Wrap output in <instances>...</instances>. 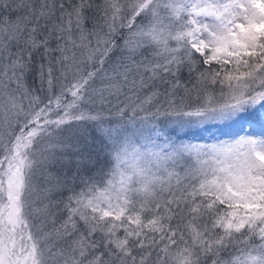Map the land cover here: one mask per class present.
I'll return each mask as SVG.
<instances>
[{"label":"snow or ice","instance_id":"6c2138e0","mask_svg":"<svg viewBox=\"0 0 264 264\" xmlns=\"http://www.w3.org/2000/svg\"><path fill=\"white\" fill-rule=\"evenodd\" d=\"M0 264H264V0H0Z\"/></svg>","mask_w":264,"mask_h":264},{"label":"rangeland","instance_id":"374dc122","mask_svg":"<svg viewBox=\"0 0 264 264\" xmlns=\"http://www.w3.org/2000/svg\"><path fill=\"white\" fill-rule=\"evenodd\" d=\"M247 130L246 125L242 124H233L230 122H225L223 124L217 125L214 131L216 132V136L220 139H227L229 137L242 134L243 131ZM205 136H209L210 133H205Z\"/></svg>","mask_w":264,"mask_h":264}]
</instances>
